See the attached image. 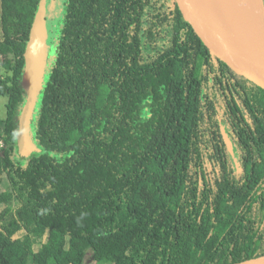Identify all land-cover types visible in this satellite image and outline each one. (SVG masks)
Segmentation results:
<instances>
[{"label": "trees", "instance_id": "trees-1", "mask_svg": "<svg viewBox=\"0 0 264 264\" xmlns=\"http://www.w3.org/2000/svg\"><path fill=\"white\" fill-rule=\"evenodd\" d=\"M40 2L1 0L0 264L264 256V88L216 58L172 0L67 1L33 118L40 152L21 156ZM185 239L182 260L171 246Z\"/></svg>", "mask_w": 264, "mask_h": 264}, {"label": "water", "instance_id": "water-1", "mask_svg": "<svg viewBox=\"0 0 264 264\" xmlns=\"http://www.w3.org/2000/svg\"><path fill=\"white\" fill-rule=\"evenodd\" d=\"M172 1L184 20L216 58L238 75L264 88V29L251 26L213 0ZM61 18L60 15L54 17L49 14L43 21V29L36 35L32 33L31 41L35 45V52L29 66L26 63V68L32 82V92L34 94V91H37V96L42 92L45 70ZM21 124L19 137L22 134L30 136L26 129H22ZM223 136L230 154L234 156L233 143L224 129ZM29 141L34 146L33 140ZM237 264H264V256Z\"/></svg>", "mask_w": 264, "mask_h": 264}, {"label": "rangeland", "instance_id": "rangeland-1", "mask_svg": "<svg viewBox=\"0 0 264 264\" xmlns=\"http://www.w3.org/2000/svg\"><path fill=\"white\" fill-rule=\"evenodd\" d=\"M67 1L68 0H41L39 10H38V13L36 15V20L34 23L33 35H36L38 31H41L43 29V24H44L43 21H44V19H46L48 17L49 14L53 15L54 17L56 15H60V16H62V18H61V20H62L64 13H65ZM1 18H2V6H1V0H0V40H3L2 19ZM34 52H35V45L31 41L29 46H28V51L26 54V63L28 66H29V63H31L30 60L32 59ZM51 55H52V52L50 53L49 59H48L50 61V64L54 60V55H52V57H51ZM49 61H48V64H49ZM47 75H48V65H47L46 70H45L43 88H44V84H45ZM4 76H6L5 72H4ZM23 87L26 91L27 99H26V105L24 106L22 114H21L20 124L23 121V123L21 124L22 129H26V131H28L30 136H27L26 134H22L19 137V143H20L21 156L23 158H28V157L32 156L33 153L40 152V150L37 147V145L35 144V141L33 138L34 131H32V126H33V118L35 119L36 109H37L39 99H40L42 92L39 93L38 96H37V91H34V94H33L32 82L30 79L29 72L27 71V68L25 69V73H24V77H23ZM43 88H42V91H43ZM8 103H9V98L2 96L0 94V121L5 120L7 117V105H8ZM30 108H31V110L28 111V109H30ZM26 109H27V111H26ZM29 114H32V115L28 116ZM30 139L33 140L34 146L31 145V143L29 141ZM1 199H2V201L6 202V203L11 201L12 200L11 192L8 190H3V194L1 195ZM172 215H173L172 213L166 214L164 221H163V224H162V228H161V236H162L163 241L167 247L169 245L168 234H169V228H170L171 222H172ZM42 231L44 232V234H46V231H44V230H42ZM52 238L54 239L55 236H52ZM44 242H45L44 238L37 241V244H36L37 245L36 246L37 251L41 250ZM193 246H194L193 242H191L188 239H185L179 243L172 245L171 249L177 257H179L182 260H186L191 255V253L193 251ZM92 254L93 253L91 252L89 254V256H92Z\"/></svg>", "mask_w": 264, "mask_h": 264}, {"label": "bare ground", "instance_id": "bare-ground-1", "mask_svg": "<svg viewBox=\"0 0 264 264\" xmlns=\"http://www.w3.org/2000/svg\"><path fill=\"white\" fill-rule=\"evenodd\" d=\"M251 26L264 29L263 0H213Z\"/></svg>", "mask_w": 264, "mask_h": 264}, {"label": "crops", "instance_id": "crops-1", "mask_svg": "<svg viewBox=\"0 0 264 264\" xmlns=\"http://www.w3.org/2000/svg\"><path fill=\"white\" fill-rule=\"evenodd\" d=\"M86 264H97V262L93 260L92 256L88 255L87 260H86Z\"/></svg>", "mask_w": 264, "mask_h": 264}, {"label": "built area", "instance_id": "built-area-1", "mask_svg": "<svg viewBox=\"0 0 264 264\" xmlns=\"http://www.w3.org/2000/svg\"><path fill=\"white\" fill-rule=\"evenodd\" d=\"M3 147H4V141L0 140V154L2 152Z\"/></svg>", "mask_w": 264, "mask_h": 264}]
</instances>
